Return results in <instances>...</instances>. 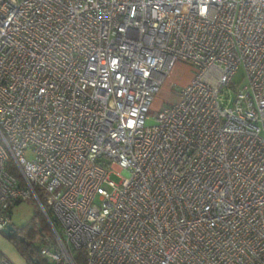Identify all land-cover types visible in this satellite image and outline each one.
Masks as SVG:
<instances>
[{"label":"built area","instance_id":"obj_1","mask_svg":"<svg viewBox=\"0 0 264 264\" xmlns=\"http://www.w3.org/2000/svg\"><path fill=\"white\" fill-rule=\"evenodd\" d=\"M28 197L51 264H264V0H0L2 235Z\"/></svg>","mask_w":264,"mask_h":264},{"label":"rangeland","instance_id":"obj_2","mask_svg":"<svg viewBox=\"0 0 264 264\" xmlns=\"http://www.w3.org/2000/svg\"><path fill=\"white\" fill-rule=\"evenodd\" d=\"M194 71L195 66L190 62L179 59L174 63L170 72L165 76L159 91L156 93L147 110L146 114L148 118L145 120L146 125L154 123L155 114L158 113L165 105L173 103L177 100L178 91L190 82ZM243 76V69L240 68L236 73L234 80L239 85H242L245 83ZM110 177L114 181H118L119 179L116 175H111ZM10 215V223L15 227V229H21L23 227H27V225L30 226L32 220L39 222L44 219L43 221L46 222L38 204L31 197L21 200L19 203L13 202L11 205ZM47 237L50 238L49 235ZM28 242H30L32 247L36 249L43 244L40 241V237L28 239ZM0 250L14 264H29L26 257L21 255L18 251L16 243L1 233ZM43 258L46 259V257Z\"/></svg>","mask_w":264,"mask_h":264},{"label":"trees","instance_id":"obj_3","mask_svg":"<svg viewBox=\"0 0 264 264\" xmlns=\"http://www.w3.org/2000/svg\"><path fill=\"white\" fill-rule=\"evenodd\" d=\"M14 202L19 203L20 201L16 200ZM11 205L12 203L10 204L9 214L11 213ZM43 220L39 222L32 220V225L30 224V226L27 225V227L16 229L15 233L9 237L16 243L18 251L21 253V255L26 257L29 264H51L40 254V246L38 249H36L32 247L30 242H28V239L40 237V241L44 244L45 239L48 238L47 236H50L49 226L47 222Z\"/></svg>","mask_w":264,"mask_h":264},{"label":"water","instance_id":"obj_4","mask_svg":"<svg viewBox=\"0 0 264 264\" xmlns=\"http://www.w3.org/2000/svg\"><path fill=\"white\" fill-rule=\"evenodd\" d=\"M16 229L12 224H8L4 229H3V235L6 237H11L15 233Z\"/></svg>","mask_w":264,"mask_h":264}]
</instances>
